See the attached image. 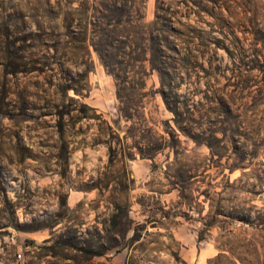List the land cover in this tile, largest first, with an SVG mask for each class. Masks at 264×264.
I'll list each match as a JSON object with an SVG mask.
<instances>
[{
	"label": "rangeland",
	"instance_id": "1",
	"mask_svg": "<svg viewBox=\"0 0 264 264\" xmlns=\"http://www.w3.org/2000/svg\"><path fill=\"white\" fill-rule=\"evenodd\" d=\"M104 2L0 0V260L264 264V0Z\"/></svg>",
	"mask_w": 264,
	"mask_h": 264
},
{
	"label": "trees",
	"instance_id": "2",
	"mask_svg": "<svg viewBox=\"0 0 264 264\" xmlns=\"http://www.w3.org/2000/svg\"><path fill=\"white\" fill-rule=\"evenodd\" d=\"M111 3L104 2V8L108 11H110V16L114 17V15H117V19L110 20L107 27H105L102 30L103 38L100 41L96 40V36L92 37L91 44L94 46L95 50L97 51L100 60L102 64L104 65L105 69L113 75L117 81H119V74H118V66L122 63V60L118 57H120L121 53L124 50V44L129 45V43H133L135 40L132 39V36L134 35V30L131 29V27L135 23V16H134V10L130 7H122L118 6L116 3V0H110ZM159 3V0H158ZM90 6V3H89ZM159 10V5H158ZM161 18L160 14L157 13L156 19L153 23L157 24L159 19ZM169 21H172V17L168 18ZM145 27L139 32V38L143 41L151 40L152 37L150 35V31H148V26L145 23ZM148 35H150L148 37ZM167 36L162 35L160 37L159 41H157V45L151 46L152 49L156 53H162L165 58L162 60V57H159L158 59L156 56H147V54H143V56L138 61H141L145 63L146 61H149L154 69H157L160 74H163L167 72V70L171 67V62H169L168 59L171 58V56L166 53L167 49H170V46L167 44L168 42ZM117 43L122 44L121 46H118ZM139 48L143 50H149L150 47H146V45L139 44ZM121 51V52H120ZM146 52V51H145ZM136 59V58H135Z\"/></svg>",
	"mask_w": 264,
	"mask_h": 264
},
{
	"label": "crops",
	"instance_id": "3",
	"mask_svg": "<svg viewBox=\"0 0 264 264\" xmlns=\"http://www.w3.org/2000/svg\"><path fill=\"white\" fill-rule=\"evenodd\" d=\"M0 264H14V262H10L8 263L7 261H5L4 259L0 260Z\"/></svg>",
	"mask_w": 264,
	"mask_h": 264
},
{
	"label": "built area",
	"instance_id": "4",
	"mask_svg": "<svg viewBox=\"0 0 264 264\" xmlns=\"http://www.w3.org/2000/svg\"><path fill=\"white\" fill-rule=\"evenodd\" d=\"M19 257L21 256V254L18 255Z\"/></svg>",
	"mask_w": 264,
	"mask_h": 264
}]
</instances>
